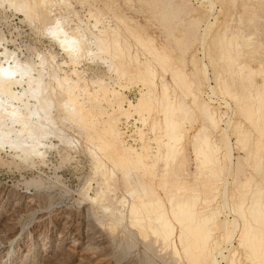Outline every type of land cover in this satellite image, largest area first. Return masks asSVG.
<instances>
[{
  "label": "bare ground",
  "instance_id": "1",
  "mask_svg": "<svg viewBox=\"0 0 264 264\" xmlns=\"http://www.w3.org/2000/svg\"><path fill=\"white\" fill-rule=\"evenodd\" d=\"M69 1L71 0H0V8L8 4L9 7L14 8L17 13L19 12L25 16L27 22L30 20V25H33L34 21L32 19L36 16L37 9H46L50 15H53V8H57L59 5H64L66 9L68 8L69 10L72 6ZM85 4L88 3L85 2ZM63 9L65 8L63 7ZM189 9L191 11L190 7H188V10ZM209 9L211 8L209 7ZM112 12L114 13L113 10ZM195 12L197 13V11ZM67 14L66 16L57 14V16L50 19L46 25L44 23H47V19L45 22L42 21L44 22L43 30H40L45 33L47 32L48 34H44V36L50 35L51 41L59 46V49H61V52H63L67 58V61L63 62V65L72 67L71 75H66L64 73V70L60 67L61 65L55 62L54 57H51L49 61L41 56V59L40 57L38 58V54L37 59H40L39 63H24L19 60L20 58L18 59L15 56L17 54L10 53L6 46L2 47L3 43L1 44L0 40V47H2V51L0 52V150L4 148L13 150V153H17L19 160L21 158V161H25L24 163L30 159H42L41 157L44 156L47 141H50L52 138L63 141L64 144L68 145L69 149L70 146L72 147V145H74L71 144L73 143V138L66 137L67 134L63 132L64 129L60 128L61 124L59 125V123L64 122L65 124V122H68L69 124H78L77 127L80 126L81 128H79V130L81 131L83 129L85 131L86 135L84 133L83 135L86 137L85 139L83 137V139L86 141L88 145L86 146L93 156L96 169L102 172L101 174L99 171H96L98 172V176L99 173L102 175L99 177L104 179V186L105 184L108 185L111 177L115 178L116 172L123 174V179L128 183V185L124 183L126 186H129V181L131 179L135 181L133 183L134 187L130 192L133 199L129 204V217H127L129 218L128 222L130 225L136 227L139 230V235L145 238L143 241L146 240L149 235H152L161 241L164 246L163 248H172L174 250V255L179 256L183 254L186 256V259L190 256V260H187V262H190L189 264H220L221 262L225 264H240L239 248H244L247 252L245 262L248 260L250 264H258V262L264 264V197L259 199L260 192L257 190L251 195V200L243 199L239 203H234L233 206H231V204L229 206L226 205V200L230 198H228V185L231 183H228V180L232 175L229 173V175L226 174L225 176V173L229 171V166L231 165H229V161L233 158L231 157L232 153L230 155L231 149H225L223 146L225 142L218 138L221 137L223 132L221 125L224 123V119L227 120L225 122L226 125L223 126L231 127L232 119H230L228 115L232 109L230 107L231 105L229 106L226 100V102L222 101L226 108L221 104L216 105V102L214 103V98L221 97L238 102V96L233 91V82L219 77L220 74L216 73L217 71L215 72V70L221 61L230 64L234 59L232 52H238V50L242 48V41H249L252 38L249 39L250 37L248 36L249 38L247 39H241L238 36H233L231 38L228 37V39L227 30L224 29L221 33H218V35L216 34L213 39L214 48L218 50L219 55L216 57H209V65L204 64L206 62L203 63V61L206 60L204 52L199 53L200 51L196 49L195 53L190 56L189 61H182V58V62L179 66L168 69L172 60L171 56H169L170 53H167L168 49H165L164 45V47L158 48L156 45L157 40L155 41L153 38L145 36V38L139 37L136 40L134 39L145 53V56L142 55L145 59H141L144 57L140 58L139 55L131 52L133 50L130 48L133 46L130 47V41L123 38L125 35L123 36L124 33H121L122 30L120 31L119 26L115 25V27L112 28L110 25H103V17H106L105 15L103 16L101 10L96 8L95 10H89V19L87 22L83 23L81 22L83 19H80V21L78 18L75 27L71 24L73 28L70 26V22H72L70 15L76 16L78 13L71 10V12ZM110 14L113 15L112 13ZM160 15L161 18L164 19V27L166 25L169 29L170 17L167 15L166 11H161ZM72 17L73 16H71V18ZM25 18L24 20H26ZM126 21L129 20L126 19ZM203 22H209L205 20L204 14H201V19L198 17L191 20V26L186 32V37L183 36L185 37L184 40L186 39L187 42L185 40V45H183V47L180 46L179 53H181L182 56L187 54L189 44L195 39L193 37L195 28L200 26ZM121 23H123V21L119 20V24ZM100 25L102 27H100ZM121 25L123 26V24ZM214 25L215 23H213V27ZM213 27L212 25L211 27L209 26V30L207 31L210 33V28L212 29ZM165 29L166 28H164V30ZM130 31V34L133 35L132 32L136 31V29H131ZM207 31L202 35H205ZM236 32L240 33V28H238ZM209 33H207V35ZM166 36L167 41L174 40L173 38H175L172 29H169ZM178 42L180 44L179 40ZM202 50L204 51V47ZM200 54L202 58H200ZM196 56L201 59L203 69L198 66ZM88 59H99L104 64H107L108 72L114 74L116 78H110L112 82H106L102 79L87 80L83 75L84 72L79 70V68L84 60L88 61ZM103 63H101V65ZM153 63L163 68L167 67L165 69L171 74L175 85L186 86L185 91L188 90L187 97L190 99L189 104H186L184 101H178L176 97L168 93L170 89H168L167 84L165 83V85L162 80H160V82L156 81L155 74L157 70ZM188 64L193 66L192 70L187 69ZM243 69L247 71H245L247 79L250 75L251 77L255 76L254 73L256 72H254V69ZM243 69L240 70L243 72ZM241 71H239V73ZM258 71L262 73L263 70L259 69ZM67 74H69V72H67ZM201 75H204V79L201 78ZM122 81H125L129 85L134 84L140 87L138 92L140 97L135 104L128 100L127 95H124L125 93L123 94L121 92L125 89L121 85ZM111 83H113V85H111ZM114 86H119L120 89L117 90ZM262 87L264 90V83ZM263 90L262 88H258L257 94L259 92L260 95L263 94ZM260 95H258V98ZM58 97L61 98L60 102L58 101ZM57 101L60 103L59 106ZM102 103L106 104L105 106L110 109V114L107 107V109L102 107ZM57 109L58 111L61 110L59 112L60 114H58ZM263 111L264 101L256 105L248 104L247 106L239 107L240 114H245L247 120L253 125L257 124V117L261 116ZM195 114L203 119L207 125L204 123L205 125L202 127L197 128V130L194 129L195 132L192 134L194 122L192 123L190 118ZM135 117H138L137 120L133 119ZM104 118H107V120L105 121ZM123 119L124 121L122 122ZM131 119L136 121V124L139 121L142 125V128H140V124L139 128H136V125L133 126L136 128V137L139 138L140 142H138V138H136L134 134H132V136L134 142L140 143L141 146L139 149H135L132 145H128V140L125 141L127 138L125 131H122L123 127L121 126H123L124 123H129ZM131 127L130 125V128ZM145 130H147V132H145ZM263 131L264 130H262V132ZM262 132L261 135L263 134ZM148 134H152L153 138H147ZM247 140L248 138L243 139L245 142H247ZM188 141H190V146H192L191 148L196 155V161L201 165L195 181H200V179L202 180L203 178L207 179L205 180L206 182L204 181L206 184L203 186L204 190L201 189L203 190L201 193L199 191L197 192L194 185L192 186L194 182H191V185L185 183L182 178L185 176L182 175L184 173L181 174V170L176 168L178 160L183 157L186 151ZM150 142L156 146L153 148ZM251 155L254 157L253 154H250V156ZM16 158L17 157L14 159L16 160ZM43 160L44 159H42V161ZM104 160L108 161L110 166L112 165L111 170L107 168V162L105 164ZM240 163L241 162L235 164L234 168L232 167L234 174H237L236 176H240L242 170V163ZM182 164L183 162H181L180 166ZM160 165L164 166V172L162 178H160L161 190L163 189L166 195V201L159 197V195L157 196L151 185L143 178L134 176L133 169L143 170L144 173L150 172L151 174L155 170L157 172L156 168ZM231 166L234 165L232 164ZM158 170L161 172L159 168ZM104 186L102 187L103 192H101V194L96 193L93 198L88 197L89 194H87L88 196L84 197L85 200L87 201L89 199L88 201L95 204V202H98V199H106L105 191L107 190H104ZM245 186L249 187L250 183L246 182ZM108 187L112 188L113 186L110 185ZM109 192L112 194L111 191ZM262 192L264 191L261 190V195ZM110 193L108 194L111 195ZM219 198L224 204V211L221 207L219 208V206L222 205L218 204ZM124 200L127 201L126 199ZM124 200L122 202L121 199L119 202H122L120 204L122 208L124 206L125 209L128 205L123 204L125 202ZM34 201V199H30L28 201L30 204L26 205L28 208L25 207L24 212H26L28 217L30 215L28 213L32 214L38 211ZM111 202L110 205L112 204ZM96 204H99L97 207L101 205L100 202ZM106 204L109 203H105V205ZM14 206L17 212L20 210L21 203L19 202ZM199 206L204 208L203 212H197L195 210ZM109 208L106 207L103 210L106 211ZM98 209L101 210V206ZM245 209L246 212L249 210L247 215H243L246 213L244 212ZM109 210H114V208ZM105 213L104 215L108 212ZM115 213H108V216L109 214L113 215ZM120 213L122 215V212ZM225 213L233 215L234 218L229 221ZM241 213L242 219L239 223L236 218H238L237 214ZM223 215L225 218L223 217L224 220L220 221ZM22 216L23 215L15 216V221L21 220L22 218L20 219V217ZM105 217L107 219V215ZM118 217H115L116 221ZM127 217H123V219ZM112 218L114 219V217ZM109 220L110 219H108V221ZM238 220H240V218ZM25 221L26 220H24L23 224ZM19 222L21 223V221ZM18 223H16L17 226L15 225V228L12 226L14 229L7 236L10 241L13 240V242H15L18 240L17 245L20 243V238L18 237L19 239H16L17 234H15L18 233L16 232ZM111 223H108V225H112ZM118 223L119 221L116 223L113 222L115 226L118 225ZM70 226L71 225L67 221L60 227V232L57 234L58 237H56L58 247L63 246L67 239H69L66 230L70 229ZM117 228L118 227L113 230ZM113 230H111L112 235ZM1 231L2 230H0V233ZM102 235L103 234L98 230L91 232L87 229L85 231L78 230V232L73 234L75 238L71 246L74 255H77V263H89L90 260L93 259V256L95 257L96 255L100 257L101 262L108 261V259H106L108 258L107 255L102 254L104 246H106L104 245L105 243ZM234 243L238 244V246L235 247L233 245ZM5 245L4 247L0 245V257L7 251ZM178 245L180 248H178ZM15 251V249L12 250L11 248L10 250L9 248L6 253V255H8L7 260L2 261V258H0V264H10L13 262ZM66 251L69 252L71 249L68 248ZM224 252H228V255L225 256ZM24 257L26 256L24 255ZM219 258H221V261H218ZM69 260L71 259H68V261ZM25 262H22V264H25Z\"/></svg>",
  "mask_w": 264,
  "mask_h": 264
},
{
  "label": "rangeland",
  "instance_id": "2",
  "mask_svg": "<svg viewBox=\"0 0 264 264\" xmlns=\"http://www.w3.org/2000/svg\"><path fill=\"white\" fill-rule=\"evenodd\" d=\"M76 1L78 2V4ZM69 2L72 5L71 8H69V10L68 8L66 9L64 5H59L60 7L57 5L58 6L57 8L54 7L53 8L54 13L52 11L54 16L52 14L50 15L46 9H41V8L37 9V12L35 14L36 16L33 17L32 19L34 21L33 25L32 24L30 25L29 24L30 20L27 22L25 16H23L19 12L17 13L16 10L12 7H9L8 4H5L4 7L1 6L0 40H1V44L3 43L2 47L6 46L10 53L17 54L15 56L18 59L20 58L19 60L23 61L24 63L34 62L35 64H37L39 63L41 57L47 60L49 59L51 60V57H54L55 62L61 65L60 67L62 70H64V73L66 75H71L72 67L71 66L69 67L67 65L69 67L68 69L66 65H63V62H66L67 58L65 57L63 52H61L59 46L51 41L49 37L50 35L44 36V34H48V33L47 32L45 33L44 31L41 30H43V25L48 24L50 19L56 17L57 14L59 15L62 14L66 16L68 15L67 13L71 12V10L76 11V13H78L76 16L72 14L70 15V19H72V22H70V26L72 28L73 25L75 27V25L77 24L78 18L79 20L83 19L84 21L83 20L80 21L86 23L87 20L89 19L88 17L89 10L92 9L95 10V8L101 10L103 12V16L105 15L106 18L103 17L102 20L104 26L110 25V27L112 28H114L115 25L119 26L120 31L122 30L121 33H124L123 36L125 35L123 38L130 41V42L127 41L130 43V47L133 46L130 48L131 50H133L131 52L139 55L140 58L144 57L145 53L140 48L138 43L135 41L139 37L143 38L145 36V37L153 38L155 41L157 40L156 45L158 48L165 46V49H168V51L166 50L167 53L168 54L170 53L169 56H171L172 59L170 65L168 66V69L171 67L179 66L181 62L184 60L189 61L190 56L195 53L196 49L200 51L199 53L204 52V57L206 60H204L203 63L206 62L204 64L209 65V59H210L209 57H216L219 55L218 50L214 48L215 45L213 39L216 36V34L218 35V33H221L224 29L227 30V35H228L227 38L228 37L231 38L233 36H238L241 39H247L249 37H250L249 39L252 38L249 41H242V48L238 50V52L237 51L232 52V56L234 59L230 64L228 62L221 61L215 70V72L217 71L216 73L220 74L219 77H222L223 79L233 82V91L238 96V102L232 99L229 100V98L224 99L221 97L216 99L214 98V103L216 102L215 103L216 105L221 104L224 108H226L225 104L223 103L226 100L229 103V106L231 105L230 107L232 109V111H230V114L228 115V117L232 119L231 127L229 128L228 126H223L226 125L225 122L227 120L224 119L225 121L221 125L223 132L221 137L218 138L225 142L223 143L225 149L227 150L231 149L230 155L232 153L231 157L233 159L229 161V165L230 164L234 165V166L230 165L229 171L225 173V176L226 174L229 175V173H231L232 175L230 177L231 179L229 178L228 180V183H231L229 184L230 186L228 185V195H229L228 198L229 197L230 198L226 200L227 202L226 205L229 206L231 204V206H233L234 203L235 204L239 203L243 199L251 200L250 199L251 195L257 190L260 192L259 199L263 198L264 192H262L261 195V190L264 191V186H263L264 185V131L262 132V130H264V123H263L264 111L261 116L257 117L258 118L257 124L253 125L250 124V122L247 120L245 114H240L239 107L247 106L248 104L256 105L261 101H264V92L261 95L260 92L257 94L258 88H262L263 90L262 85L264 83V76H263L264 0H94V1L71 0ZM85 2L88 3L89 5L85 4ZM63 7L65 9H63ZM188 7L191 8V11L190 9L188 10ZM209 7L212 10L209 9ZM112 10L114 11V13L112 12ZM161 11H166L167 15L170 17L169 29H172V31L174 32L175 35V38H173L174 40H169V41L166 40L167 37L166 35L169 29L168 27H166V25L165 27L163 25V23L165 22H163L164 19L161 18L160 15ZM195 11H197V13ZM110 13H112L113 15H111ZM119 14L124 17H121ZM201 14L205 15V20L209 21L207 23L210 27L211 25L213 27V23H215V25L212 29L210 28L211 31L210 33L207 31L209 30L208 28L209 26L207 25V23L203 22L200 26H197L195 28L194 36H193L195 39L194 41H191V44H189L188 42L189 50L187 54H185V56H182V54L179 53L181 48L180 46L183 47V45H185L186 39L184 40V38L186 37V32L191 26V20L193 18H198V17L201 19ZM71 16L73 17L71 18ZM24 18L26 20H24ZM115 18L118 20H116ZM125 18L128 19L129 21H126ZM46 19H47V23L45 22ZM119 20L123 21V23H121L123 24V26L119 24ZM42 21H44L45 23ZM124 25L127 26L128 28L125 27ZM100 27L102 26L100 25ZM164 28L166 29L164 30ZM238 28H240L241 31L240 33L236 32ZM131 29H136V31L132 32L133 35L130 34ZM205 31H207L206 34L202 35L205 33ZM207 33L209 34L207 35ZM2 38L4 39V41ZM178 40L180 41V44ZM177 46L179 47V51ZM2 47H0V52L2 51L1 50ZM203 47H204V51L202 50ZM53 54H56L57 56ZM37 55L38 58L41 56L40 59H37ZM199 56L200 58H202L201 54ZM200 58L199 57L196 58L198 61L197 64L201 69H203V64ZM141 59H145V57ZM101 63L103 62L100 61L99 59H94V60L88 59V61L84 60V62L80 65L81 67L79 66L80 67L79 70L84 72L83 73L84 77L89 81L90 79L92 80L102 79L106 82L108 81L112 82L111 80L113 78H116V76L108 72L107 64L103 63L101 65ZM153 65L156 67L155 69L157 70L155 74L156 81L160 82V80H162L164 84L165 83L167 84L168 89H170L168 90V93H171V95L176 97L178 101H184L186 102V104H189L190 99L187 97L188 90L185 91L186 86L183 87V85L180 86L175 85L171 74L168 72L167 69H165L167 67L163 68L156 63H153ZM221 67H223L224 69ZM243 68H247V70L254 69V72H256L254 73L255 76L251 77L250 75L247 79L245 76V73L247 71L246 69ZM256 68L258 70L262 69L263 70L262 73L261 71H258ZM187 69L192 70L193 66L191 64H188ZM240 69H243V72ZM228 71L231 73H229ZM239 71H241L240 73L242 74H240ZM67 72H69V74H67ZM201 78L204 79V75H201ZM111 85H113V83H111ZM121 85L123 86V88H125L121 92L123 94L125 93L124 95H127L128 100L135 104L137 102V99L140 97L138 93L140 87L134 84L129 85L125 81H122ZM115 88L117 90L120 89L119 86ZM258 95H260L259 98ZM58 101L59 102L61 101L60 97H58ZM59 105L60 103H58V106ZM102 105H103L102 107L104 108L107 107L105 106L106 104L104 103H102ZM109 110L110 109L108 108V111ZM60 111L61 110L58 111V114H60L59 113ZM110 113L111 111H109V114ZM137 118L138 117H135L133 119L137 120ZM190 119L192 123L194 122L192 134L195 132L194 129L197 130V128L202 127L203 125H205L204 123H206L196 114L193 115V117H191ZM194 119L196 122L194 121ZM104 120L106 121L107 118H104ZM123 121L124 119L122 120V122ZM130 121L125 125V126L127 125L129 126L127 127V130L125 128H122V131L124 130L129 132L131 130L133 132L132 133L130 131L131 134H134L136 137V128H139L141 124L139 121L136 124V121H133L132 119ZM70 124L68 122H65V124L64 122L59 123L60 128L64 129L63 132L67 134L66 137L68 136L69 138L71 137V139L73 138V143L71 144L74 145H72L71 147L69 144L70 146L69 149L68 145L64 144V142L61 140L58 139L56 140L54 138L50 139V141L48 140L46 149L44 150L45 152L44 156L41 157L42 159H44L43 160L44 162L42 161V159L36 158V160L35 159L27 160L29 163L27 161L26 163H24L25 161L23 160L21 161V158L19 160L17 153L15 152L13 153V150L9 148L7 149L4 148L0 150V230H2L0 233V245L4 247V245L6 244L5 247L7 251L9 248L10 250L11 248L12 250L13 249L16 250L14 255L15 261L13 260V262H11L10 264H22V262L25 261H26L25 264H51V263L81 264V262L77 263L78 258L77 255H74L73 248L71 245L73 244V239L75 238L73 234L75 232H78V230L85 231L86 229L91 232L98 230L100 231V233L103 234L102 238H104L103 239L105 243L104 245L106 246H104L103 249L104 251L102 250L103 251L102 254L107 255L108 258L106 259H108V261L101 262L100 257L96 255L95 257L93 256V259H91L89 263L87 262L82 264H99L100 262H101L100 264L103 263L104 264H177V263L189 264L190 262H187V260L188 259L190 260V256L189 258L187 257L188 259H186L185 258L186 256H184L183 254L179 256L174 255L173 254L174 250L172 248L170 249L163 248L164 246L161 243V241L156 239L154 236L149 235L146 238V240L143 241V239L145 238L139 235L138 233L139 230L136 227L131 226L130 223L128 222L129 204L132 202L131 200L133 199L130 192L134 187L133 183L135 181L131 179L132 182L130 180L129 186H126V184L124 183H127V181L123 179L124 178L123 174L116 172L115 178L111 177V179L108 182V185L105 184L104 186V182H103L104 179L100 178L102 176L100 175V173L102 174V172L96 169V166L94 165L95 162L93 160V156L88 150L87 147L88 145L84 140L86 136L84 137L83 133L85 134V131L83 129H82L83 131L82 130L80 131L79 130L80 126L77 127L78 124L77 125L76 124L70 125ZM130 125L132 126L131 128ZM133 126H135L136 128ZM140 128H142V125ZM145 132H147V130H145ZM261 132L263 133L262 135ZM147 138H153V135L148 134ZM244 138H248L247 142L243 141ZM126 140L127 139H125V141ZM137 140L138 142H140L139 138ZM138 142L127 141L128 145H132V147H134L135 149H139V147L141 146L140 143ZM151 144L152 143L150 142V145ZM190 145L191 143L190 141H188V145L185 151L186 153L184 152L183 157L180 160H178V163L176 164V168L181 170V174L184 173L182 174L183 176L185 175L184 177H182L183 181L188 185H191L194 182L192 186L194 185L197 192L199 191L201 193L204 190L203 186L206 184L205 180L207 179L203 178L202 179L203 182L201 179H200L201 182L198 180L195 181V178L197 177L200 171L201 165L199 164L198 161H196L195 159L196 155L193 149L191 148L192 146ZM151 146L154 148L156 145L152 144ZM47 147L50 151L47 149ZM250 154H253L254 157L252 155L250 156ZM15 157H17L16 160L14 159ZM180 161L183 162L184 165L182 164L180 166L181 164ZM104 162L105 164L107 162L106 166H108L107 168L111 170L112 165L110 166L109 165L110 163L106 160H104ZM239 162L242 163V170L240 176H236L237 174H234L233 168L235 167V164ZM158 168L161 170V172L158 170ZM156 169L157 172L155 170L151 174L150 172L144 173L143 170L133 169L134 176H136L137 178H143L148 184L151 185L154 193L156 192L155 194H157V196L159 195V197L163 198L166 201V195L163 189L161 190L162 188L161 178L164 172L163 170L164 166L160 165ZM96 171L100 172L99 173L100 177L98 176V172ZM154 175L156 176L158 175V176L156 177ZM158 177L161 178L159 179ZM158 182L160 183V185ZM246 182L250 183L249 187L245 186ZM110 185L113 187L109 188L108 186ZM100 186L101 188L104 186V190L106 189L108 191V192L105 191L106 199L103 200L98 199V202H95V204H92L93 202L88 201L89 199L86 201L84 197H87L88 196L87 194H89L88 197L93 198L96 195V193L101 194V192H103V188L101 190ZM106 186L108 187V189ZM109 189H113V190H109ZM109 191H111L112 194ZM108 193H110L111 195H109ZM123 198L126 199L127 201H125ZM30 199L35 200L34 204L35 207L38 208V211L32 214L28 213L31 215V216L29 215L28 217V215L26 214V212H24V210L25 207L28 208V206L26 205L30 204V202H28ZM121 199L122 202L123 200L125 201L123 203L124 205L125 204L128 205L127 208L124 209V206L122 208V205L120 204L122 202H119L121 201ZM220 200L221 199L219 198L218 204L219 205L222 204V205L219 206V208L221 207V209L223 210L225 207L224 204L221 202L222 200L221 201ZM19 202L21 203V207L20 210L16 212L14 205H16ZM99 202L101 204L100 205L101 210L105 209L106 207L108 208L110 207L109 209L114 208L115 211L109 209L103 211L111 214L112 212L113 213L116 212V213L113 215L109 214L108 216V213L106 214L105 212L98 209L100 206L97 207V205L99 204L96 203ZM110 202L112 203L111 205L113 208L111 207ZM105 203H109V204L105 205ZM246 209L244 210V212H246ZM195 210L197 212H201V211L203 212L204 208L199 206ZM120 212H122V215ZM247 212L249 213V210H247ZM247 212L243 215H247L248 214ZM104 213L107 215V219ZM242 213L237 214L238 218L236 219L239 223L241 222L242 219L241 216ZM123 214L126 216H124ZM18 215H23L24 217L23 216L20 217V219L22 218L23 220L21 219L15 221V216ZM225 215L227 216L229 221H231L234 218L233 215H229L228 213H225ZM112 217H114V219ZM115 217L116 218L118 217L117 221H119L118 223L119 226L118 225L115 226L113 224V222L115 223L117 222ZM123 217H127V218L123 219ZM221 217L222 218H220V221L224 220L225 218L224 215ZM239 218L240 220H238ZM108 219H110L109 220L110 222L108 221ZM24 220L26 221L23 224ZM17 221L18 222L21 221V223L20 222L18 223ZM67 221L71 225L70 229L66 230L69 239H67L66 243L63 246L58 247L57 246L58 243H56L57 242L56 237H58L57 234H59L60 232V227H62V225L65 224ZM16 223H18V228L16 231L18 233H15L17 234L16 239L18 237L20 238V239L18 238L20 242L18 245H17L18 240L13 242V240L12 241L8 240L7 237L13 231L15 225L17 226ZM108 223H111L112 225L110 224L108 225ZM116 227L118 228L116 230H113ZM107 228L113 230V235H112V231ZM233 245L235 247L238 246V244L236 243H234ZM68 248H70L71 251L67 252L66 250ZM178 248H180L179 245ZM242 249L241 248L238 249L239 258L242 264H247L249 263L248 260L247 262H245L247 252L244 250V248ZM7 251H5L4 252L5 254L3 253V255L0 257L2 258V261L7 260L8 258V255H6ZM224 254L226 256L228 255V252H224ZM24 255L26 257H24ZM177 257L180 258L178 259ZM68 259H71L69 260L70 262L68 261ZM218 261H221V258H219ZM220 264H225V263L221 262ZM258 264L261 263L258 262Z\"/></svg>",
  "mask_w": 264,
  "mask_h": 264
},
{
  "label": "built area",
  "instance_id": "3",
  "mask_svg": "<svg viewBox=\"0 0 264 264\" xmlns=\"http://www.w3.org/2000/svg\"><path fill=\"white\" fill-rule=\"evenodd\" d=\"M125 125H126V123H124L122 127L125 128V129H127L128 126H125ZM125 134H126V136H127L126 139H127L128 141L134 142V138H133L131 132H127V131H125ZM128 136H129V137H128Z\"/></svg>",
  "mask_w": 264,
  "mask_h": 264
}]
</instances>
